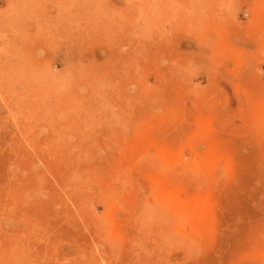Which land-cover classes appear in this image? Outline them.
Wrapping results in <instances>:
<instances>
[{
    "label": "rangeland",
    "instance_id": "obj_1",
    "mask_svg": "<svg viewBox=\"0 0 264 264\" xmlns=\"http://www.w3.org/2000/svg\"><path fill=\"white\" fill-rule=\"evenodd\" d=\"M0 264H264V0H0Z\"/></svg>",
    "mask_w": 264,
    "mask_h": 264
},
{
    "label": "bare ground",
    "instance_id": "obj_2",
    "mask_svg": "<svg viewBox=\"0 0 264 264\" xmlns=\"http://www.w3.org/2000/svg\"><path fill=\"white\" fill-rule=\"evenodd\" d=\"M147 158V157H146ZM199 159V158H198ZM197 161V160H196ZM158 164V163H157ZM160 164V163H159ZM172 164V163H171ZM171 164H170V166H171ZM204 164V163H203ZM173 166H175V165H173ZM163 169V168H162ZM216 169V168H215ZM158 171H159V169H158ZM198 171V170H197ZM193 172V171H192ZM199 172V171H198ZM160 174V173H159ZM192 174V173H191ZM195 174V173H194ZM205 174V173H204ZM197 178V177H196ZM195 178V179H196ZM201 180V179H200ZM197 181V180H196ZM199 181V180H198ZM202 185H203V183H202ZM175 198V197H174ZM170 199H171V201H172V197H170ZM154 201V200H153ZM175 201V200H174ZM173 202V201H172ZM155 203V202H154ZM174 203V202H173ZM186 204V203H185ZM184 204V205H185ZM175 206V205H174ZM188 206V207H187ZM191 206V209H197L198 207H199V203L197 204V202L196 203H194V201H189V204H186L185 206H181V207H179V208H177L176 207V209L177 210H175L176 211V215H177V217L179 218V220L181 221V222H184V221H186V220H189V219H193L192 218V214H194V212H189L188 211V208ZM200 211V210H199ZM163 216V215H162ZM200 217V216H199ZM195 219V218H194ZM201 220V219H200ZM115 236V235H114Z\"/></svg>",
    "mask_w": 264,
    "mask_h": 264
}]
</instances>
